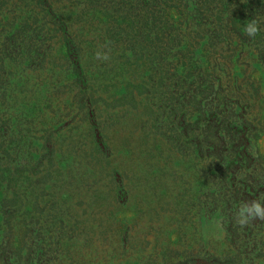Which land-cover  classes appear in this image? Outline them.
Segmentation results:
<instances>
[{
    "label": "rangeland",
    "instance_id": "rangeland-1",
    "mask_svg": "<svg viewBox=\"0 0 264 264\" xmlns=\"http://www.w3.org/2000/svg\"><path fill=\"white\" fill-rule=\"evenodd\" d=\"M260 198L264 0H0V264H264Z\"/></svg>",
    "mask_w": 264,
    "mask_h": 264
},
{
    "label": "clouds",
    "instance_id": "clouds-1",
    "mask_svg": "<svg viewBox=\"0 0 264 264\" xmlns=\"http://www.w3.org/2000/svg\"><path fill=\"white\" fill-rule=\"evenodd\" d=\"M261 21L259 19H249L244 25V30L249 37H255L261 32ZM96 56L100 59H108L107 53L97 52ZM254 218L264 219V198L254 199L251 202H245L240 205L236 212V223L243 226L248 224Z\"/></svg>",
    "mask_w": 264,
    "mask_h": 264
}]
</instances>
